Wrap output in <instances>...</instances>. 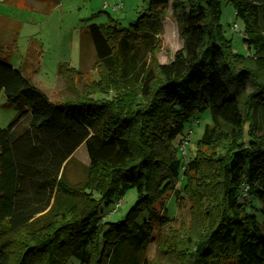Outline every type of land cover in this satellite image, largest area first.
<instances>
[{
	"label": "trees",
	"instance_id": "16d2710c",
	"mask_svg": "<svg viewBox=\"0 0 264 264\" xmlns=\"http://www.w3.org/2000/svg\"><path fill=\"white\" fill-rule=\"evenodd\" d=\"M39 1L44 13L59 3ZM221 1L243 22L247 56L223 35ZM167 5L182 45L159 63ZM110 20L86 26L100 77L73 100L49 99L31 82L26 58L9 64L20 22L0 43V94L15 108L0 125V264H150L146 245L170 220L157 205L171 193L179 203L186 196L196 217L193 235L165 236L177 264H264V228L243 206H252L248 195L239 201L245 183L264 219V130L256 123V108L264 109V0H148L127 28ZM57 71L78 73L68 63ZM98 92L108 96L94 98ZM203 109L210 122L182 162L172 140L180 135L179 143L184 123ZM81 145L86 174L71 185L65 162ZM130 188L137 199L122 219L105 220L115 206L98 214ZM15 203L46 210L13 228Z\"/></svg>",
	"mask_w": 264,
	"mask_h": 264
},
{
	"label": "rangeland",
	"instance_id": "374dc122",
	"mask_svg": "<svg viewBox=\"0 0 264 264\" xmlns=\"http://www.w3.org/2000/svg\"><path fill=\"white\" fill-rule=\"evenodd\" d=\"M147 3L148 0H59V3L48 13H44L41 7L43 4L39 0H0V14L5 16L6 28L10 29L6 34L9 35L16 28L17 25L14 23L16 20L20 22L16 43L9 53L8 62L18 67L26 58V72L30 75L31 82L40 88L49 99L53 101L73 100L81 93L85 83L97 81L100 77L93 46L85 31L86 26L91 22L106 23L111 18L110 21L117 22L118 25L127 28L144 11ZM115 5L118 7L115 8ZM162 10L163 25L157 36L158 47L155 50V60L159 63L170 59L173 52L182 45L176 21L171 16L170 6L167 5ZM219 23L222 26L223 35L230 39L231 51L247 56L251 52V48L243 41V22L235 16L234 8L228 2L221 1ZM233 25L237 26L236 29L232 28ZM3 38L4 33H2L1 39L3 40ZM27 50H30L29 54H26ZM32 54L33 58L30 57ZM59 63H68L78 73L72 74L63 71V73H58ZM69 75L72 76L71 84L68 82ZM251 89L252 84L247 81L246 91ZM102 92L96 93L94 98L108 96ZM256 111L258 130L263 131L264 109L259 106ZM14 114V104L6 103L3 93H1L0 124L6 125ZM195 119L198 122L193 124L185 135L183 134L186 152L181 154L176 149V155L182 162H186L194 156L196 142L203 126L210 122L208 109L195 113L189 121L184 123L183 130L189 128ZM179 139L180 135H177L172 140L173 146H177ZM87 165V153L85 147L81 145L65 162V180L71 185L82 181L85 178ZM183 179V176L179 175L178 188L183 184ZM136 199L134 188H130L120 200L113 199L107 205L102 204L98 214L107 213L116 203V211L106 216L105 220H120L126 211L134 206ZM244 199L239 197L240 202H243ZM248 200L252 206H249L247 202H243V206L246 210L256 213L257 219L264 228L263 215L260 213L261 202L251 194H248ZM179 202L175 201V194L171 193L165 198L162 206L157 205V210L165 212L170 220L167 225L161 228L158 225L155 226L153 239L146 245L144 257L150 261V264H177L172 250L164 246V239L169 230L174 229L177 238H183L186 234L193 235L192 233L195 231L196 217L192 203L186 196H183L182 203ZM45 210L44 207L16 204L11 216V226L16 228L42 214ZM146 217L147 211L144 210L138 221ZM176 243L173 242V244ZM72 261L75 260L72 259Z\"/></svg>",
	"mask_w": 264,
	"mask_h": 264
},
{
	"label": "built area",
	"instance_id": "2783aa9c",
	"mask_svg": "<svg viewBox=\"0 0 264 264\" xmlns=\"http://www.w3.org/2000/svg\"><path fill=\"white\" fill-rule=\"evenodd\" d=\"M115 8L116 7H118V5H115L114 6ZM236 25H233V29H236ZM196 122H198V120L197 119H195L194 121H192L191 122V125H190V127L189 128H187V129H184L183 130V132H182V139H181V141L177 144V149L180 151V153L181 154H184L185 152H186V144H185V141L183 140V134L185 135L186 134V132H188V130L192 127V125L193 124H195ZM183 140V141H182ZM248 185L247 184H245V183H242L241 184V191H240V195H239V197L241 196L242 198H245V197H247V195H248ZM115 207H117V204H115Z\"/></svg>",
	"mask_w": 264,
	"mask_h": 264
},
{
	"label": "crops",
	"instance_id": "0c3cea01",
	"mask_svg": "<svg viewBox=\"0 0 264 264\" xmlns=\"http://www.w3.org/2000/svg\"><path fill=\"white\" fill-rule=\"evenodd\" d=\"M41 3V2H40ZM43 5H41V7H42ZM6 18H5V16L3 15V14H0V42H2L1 40V38H2V33H4V38L5 37H7V35L8 34H6L9 30H7V28H6ZM3 38V39H4ZM10 64V63H9ZM11 66H13V65H11ZM13 67H15V66H13ZM19 67V66H18ZM14 110H15V108H14ZM1 125V124H0ZM1 126H5V125H1ZM16 204H24V203H15L14 204V207H15V205ZM25 205H28V204H25ZM29 206H36V205H29ZM37 207H40V206H37ZM14 209V208H13Z\"/></svg>",
	"mask_w": 264,
	"mask_h": 264
}]
</instances>
